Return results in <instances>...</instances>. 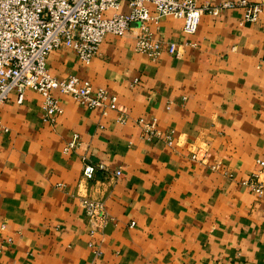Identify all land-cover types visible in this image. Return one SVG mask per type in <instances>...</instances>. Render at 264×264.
I'll return each mask as SVG.
<instances>
[{"label": "crops", "instance_id": "0c3cea01", "mask_svg": "<svg viewBox=\"0 0 264 264\" xmlns=\"http://www.w3.org/2000/svg\"><path fill=\"white\" fill-rule=\"evenodd\" d=\"M245 15H204L193 36L182 20L151 23L156 38L196 45L182 58L136 52V30L108 35L89 65L53 52V77L118 98L107 115L56 91L64 112L52 126L40 94H11L0 107V264H264V197L243 185L264 181V13ZM141 119L174 132L173 146L148 141ZM76 134L83 149L67 155ZM85 154L109 172L84 180ZM82 198L106 204L105 236L91 235Z\"/></svg>", "mask_w": 264, "mask_h": 264}, {"label": "built area", "instance_id": "2783aa9c", "mask_svg": "<svg viewBox=\"0 0 264 264\" xmlns=\"http://www.w3.org/2000/svg\"><path fill=\"white\" fill-rule=\"evenodd\" d=\"M234 8H244L245 21L256 24L264 13V0L261 3L230 1L220 7H214L207 0H0V107L13 93H17L18 102L22 104L25 93L33 90L44 98V121L53 126L64 112L54 96V92L59 91L82 107L102 109L107 115L109 110L119 109L118 98L76 76L65 80L53 77L48 69V59L53 52L70 50L89 65L99 56L108 35L124 37L136 30V52L154 61L166 53L182 58L188 47L196 45L156 38L151 32V23L159 24L164 18L182 20L184 32L193 36L204 15L219 16ZM138 124L148 141L160 140L173 146L174 132H161L155 123H146L143 119ZM6 130L0 122V131ZM82 149V139L76 134L67 142L64 152L70 155ZM193 159L200 160L198 155ZM82 162L83 178L88 182L100 173L109 172L105 165L93 164L87 154L82 156ZM257 164L264 172V160H258ZM116 176L120 177L121 173L117 172ZM243 185L264 197V181L258 175H252ZM81 206L91 235L105 236L104 229L111 222L106 204L82 198ZM0 228L6 230L7 226L2 224ZM8 244H12L11 239Z\"/></svg>", "mask_w": 264, "mask_h": 264}]
</instances>
